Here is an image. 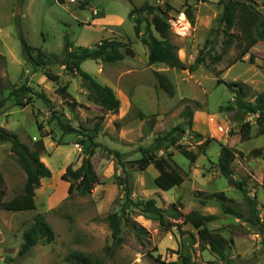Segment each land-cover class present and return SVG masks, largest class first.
<instances>
[{"label": "rangeland", "instance_id": "374dc122", "mask_svg": "<svg viewBox=\"0 0 264 264\" xmlns=\"http://www.w3.org/2000/svg\"><path fill=\"white\" fill-rule=\"evenodd\" d=\"M147 1L162 10H166L167 5L174 8L168 14L172 41L179 47V57L185 64L195 62L209 38L218 41L216 52L222 51V27L218 24L222 0ZM256 1L264 15V0ZM145 2L0 0V99L7 98L0 111V127L14 132L29 146L43 136L46 150L41 160L52 172L36 191L35 211L0 209V264H67L66 257L72 251L90 254L98 264H160L158 258L164 263L182 264L179 253L190 257L192 264H222L218 256L200 248L198 230L184 223V216L191 212L216 216L207 227L229 241L231 264H264V233L259 227L224 214L215 200L202 204L203 197L199 195L202 192L207 197L224 192L246 218L252 216L250 201L229 184L217 165L221 145L230 147L238 152L233 164L234 178L245 184L247 196L256 204L258 218L264 223V154L252 155L255 149L264 150V135H259L256 115L241 113L235 117L224 110L234 104V94L224 84H218L219 78L245 84V101L254 103L255 96L264 93V43L256 46L255 57L234 67H229V62L236 58V48H232L218 65L202 66L193 73L164 64L150 65L148 48L136 37L135 23L129 19L131 10ZM187 5L193 11L194 23L185 14ZM21 35L30 46L57 55L63 53L66 40L75 48H92L106 39L128 44L135 55H127L121 62L88 60L82 64L84 71L114 90L121 101L119 114L104 112L91 100L82 79L68 74L64 66L41 69L29 64L24 59ZM213 70L219 72V76ZM46 72L60 79L53 82ZM156 72L170 79L174 86L173 96L159 87ZM24 84L37 93H44L50 104L33 96L31 105L18 106L10 92ZM65 85L79 104L73 110L59 92ZM186 107L194 111L193 125L191 129L186 126L180 143L197 153L198 145L206 138L214 141L206 154L199 155L194 163L174 147L157 152L158 156L171 159L185 178L181 187L163 191L155 183L159 172L154 166L140 171L131 162L141 158L140 148L152 146L155 138L186 123L183 118ZM139 111L145 115L144 119L139 117ZM53 115L82 133L65 134ZM96 122L101 125L99 132L94 134ZM245 122L252 126L249 140H243L241 135ZM91 134L95 136L93 141L87 137ZM92 144L95 149L92 163L98 183L88 196L69 195L70 184L62 180V175L68 166L73 169L81 166ZM112 151L122 154L124 165L114 158ZM0 171L6 184L5 200L10 201L21 194L26 174L11 153L9 143H0ZM125 176L129 178L134 203L152 199L164 210L175 206L180 217L169 214L165 224H161L135 205L123 209L125 193L119 181ZM110 213H120L124 218L120 244H115L106 220ZM38 214L44 215L53 228L55 240L50 244L39 243L21 258L23 233ZM127 219L144 228L145 235L140 240L127 225Z\"/></svg>", "mask_w": 264, "mask_h": 264}, {"label": "trees", "instance_id": "16d2710c", "mask_svg": "<svg viewBox=\"0 0 264 264\" xmlns=\"http://www.w3.org/2000/svg\"><path fill=\"white\" fill-rule=\"evenodd\" d=\"M223 6L222 13L218 19V24L222 27L220 32L223 35L222 51L216 52L218 41L215 39H207L203 49L199 52L193 64H185L179 57V47L172 41V27L168 18V14L174 9L167 5L166 10H162L159 6L150 5L146 2L141 7H134L129 13V19L135 23V35L141 39L143 45L148 48V63L150 65L164 64L171 69L187 70L190 73L198 70L199 67L205 66L212 68L221 63L225 56L232 48H236L238 53L234 60L229 62V67L235 65L251 51V49L259 42H264V15L262 14L259 4L256 0H227L221 1ZM185 14L192 23H194V15L191 6H186ZM24 59L34 68L46 69L54 65L64 66L68 74L80 77L85 87L90 92L91 100L100 106L104 112H109L117 116L121 109V101L117 97L114 90L106 85L99 83L92 75L82 69V64L88 60L103 63H118L125 59L127 55H135L133 49L117 39H106L98 43L92 48L74 47L73 44L66 40L63 53L61 55L48 54L40 49L30 46L26 39L20 36ZM216 76L219 72L213 70ZM45 75L49 80L57 82L60 77L58 75L46 72ZM155 76L158 80L159 87L170 96L174 95V86L170 79L163 73L156 72ZM1 84V79H0ZM218 84H224L234 94V104L225 107V111L233 113L238 117L241 113L256 115L257 125L259 126V135H264V93L255 96L254 103L246 102L247 86L240 82H225L218 79ZM64 101L75 109L79 104L72 98L68 92V86L59 89ZM10 96L15 100L18 106L26 107L31 105L32 97L37 96L46 104H50V100L44 93H37L27 84L15 87L11 90ZM7 98L0 99V111L4 108ZM141 119L145 118L142 112H138ZM194 111L186 107L183 111V118L186 123L179 124L172 128L164 135L155 138L152 146L148 148H140L141 158L131 162L138 170L145 171L150 166H154L159 172L155 183L158 188L163 191H170L176 187H181L185 182V178L177 169V165L168 158L160 157L157 152L167 149L168 147L176 148L186 159L196 162L199 155L206 154L207 148L214 139L206 138L204 142L198 145V152H193L180 143V140L186 133V126L190 129L193 125ZM58 121L65 134L82 133L71 124H65L59 116L53 115ZM100 122H96L93 132L97 134L100 130ZM116 125L118 123L116 122ZM41 128V127H40ZM85 132H92L90 129H83ZM94 134L88 135L90 141H93ZM252 134V126L249 122L242 124L241 135L243 140H249ZM202 138L201 135H197ZM0 143H9L11 145V153L26 174V181L21 194L14 197L10 201H6V184L2 172L0 171V209L8 212H23L36 210V191L41 186L43 179L52 176L51 170L41 160L42 154L46 147L41 139L34 143L33 146L24 144L18 135L5 128L0 127ZM95 154L94 144L84 157L79 168L73 169L68 166L62 175V180L70 184L68 193L73 195L77 193L80 196H88L91 194L94 186L98 183V175L92 163V157ZM114 158L122 161V154L118 151H112ZM238 152L230 147L221 145L218 158V168L220 173L228 180L231 186H235L240 190L247 200L250 201L252 208V216L246 218L242 211L232 205L234 201L226 196L224 192L213 193L204 196L199 193L202 204L207 200H215L221 205L222 212L231 215L237 219L251 223L259 227L260 232L264 233V223L258 218L256 204L247 196L243 182H238L234 178L233 164L237 159ZM264 154V150L255 149L252 152L254 157ZM124 165V164H123ZM119 185L123 187L125 199L123 209L129 205H135L141 208L143 213L154 216L161 224H165L166 217L170 214L174 218H179L180 213L173 206L171 209L164 210L157 207L155 200L134 203L131 198V187L129 178L125 176L120 179ZM120 213H110L107 215V222L112 230V237L115 244L122 243L121 233L122 221ZM216 220L214 215H202L198 212H191L184 216V223L193 225L198 230L200 248L209 250L220 258L222 264H231L229 259V241L221 234L210 230L208 223ZM129 228L135 233L140 240L145 235V230L136 222L126 220ZM55 240V232L51 225L47 222L42 214H38L34 218V223L23 233V243L19 250V257L27 256L31 250L39 243L50 244ZM182 264H192L191 258L183 256L179 253ZM67 264H98V261L90 254L81 251H72L66 257ZM160 264H178V262L164 263L158 258Z\"/></svg>", "mask_w": 264, "mask_h": 264}, {"label": "crops", "instance_id": "0c3cea01", "mask_svg": "<svg viewBox=\"0 0 264 264\" xmlns=\"http://www.w3.org/2000/svg\"><path fill=\"white\" fill-rule=\"evenodd\" d=\"M261 43H264V42H259L258 44H261ZM258 44H256V45L251 49V51L248 53V55L245 56L244 59H243L242 61H239V62H245V61H246L247 59H249L250 57H253V56L255 57V54H254L255 52H254V51H255V48H256V46H257ZM239 62H238V63H239ZM245 63H246V62H245ZM236 64H237V63H236ZM236 64H235V65H236ZM235 65H233V67H234ZM106 86H108V85H106ZM109 87H110V86H109Z\"/></svg>", "mask_w": 264, "mask_h": 264}, {"label": "water", "instance_id": "95a60500", "mask_svg": "<svg viewBox=\"0 0 264 264\" xmlns=\"http://www.w3.org/2000/svg\"><path fill=\"white\" fill-rule=\"evenodd\" d=\"M224 1H227V0H224Z\"/></svg>", "mask_w": 264, "mask_h": 264}]
</instances>
